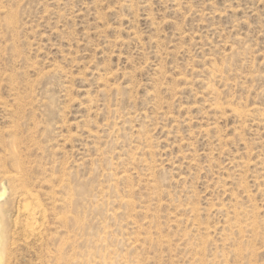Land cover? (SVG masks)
<instances>
[{"label": "rangeland", "instance_id": "374dc122", "mask_svg": "<svg viewBox=\"0 0 264 264\" xmlns=\"http://www.w3.org/2000/svg\"><path fill=\"white\" fill-rule=\"evenodd\" d=\"M0 233L1 264H264V0H0Z\"/></svg>", "mask_w": 264, "mask_h": 264}, {"label": "bare ground", "instance_id": "6f19581e", "mask_svg": "<svg viewBox=\"0 0 264 264\" xmlns=\"http://www.w3.org/2000/svg\"><path fill=\"white\" fill-rule=\"evenodd\" d=\"M33 200V199H32ZM25 211H27V213H29V215H33V218L36 214V209L33 207H30V205H25ZM43 213V212H42ZM37 218V217H36ZM27 221V220H26ZM37 221V220H36ZM28 222V221H27ZM29 224H27L30 228H32L31 231H35L34 229V225H37L36 222H28ZM26 226V225H25ZM28 228V227H27ZM37 228V227H36ZM33 233V232H32ZM40 233V232H39ZM5 250V244H4V240H3V235L0 233V264L2 263V255L4 253ZM4 256V255H3Z\"/></svg>", "mask_w": 264, "mask_h": 264}]
</instances>
